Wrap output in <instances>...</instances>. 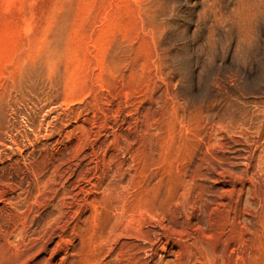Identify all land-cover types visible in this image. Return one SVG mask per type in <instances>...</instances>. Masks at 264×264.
I'll use <instances>...</instances> for the list:
<instances>
[{
	"label": "rangeland",
	"instance_id": "1",
	"mask_svg": "<svg viewBox=\"0 0 264 264\" xmlns=\"http://www.w3.org/2000/svg\"><path fill=\"white\" fill-rule=\"evenodd\" d=\"M0 264H264V0H0Z\"/></svg>",
	"mask_w": 264,
	"mask_h": 264
}]
</instances>
